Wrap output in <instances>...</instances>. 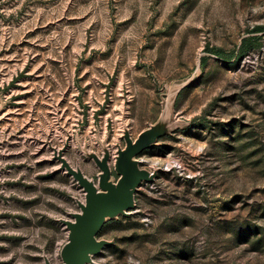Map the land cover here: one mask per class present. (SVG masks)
Wrapping results in <instances>:
<instances>
[{"label": "rangeland", "instance_id": "1", "mask_svg": "<svg viewBox=\"0 0 264 264\" xmlns=\"http://www.w3.org/2000/svg\"><path fill=\"white\" fill-rule=\"evenodd\" d=\"M130 145L86 264H264V0H0V264H64V162L116 182Z\"/></svg>", "mask_w": 264, "mask_h": 264}, {"label": "water", "instance_id": "2", "mask_svg": "<svg viewBox=\"0 0 264 264\" xmlns=\"http://www.w3.org/2000/svg\"><path fill=\"white\" fill-rule=\"evenodd\" d=\"M136 149V146L130 145L119 152L115 168L120 176L116 182L109 180V168L103 164L98 186L64 162L85 189V203L81 205V212L75 213L73 220L66 221L68 240L61 249L64 264H86L90 254L99 252L105 244L104 240L96 238V234L106 216L133 205L137 186L149 175L147 170L139 167L137 161L132 160Z\"/></svg>", "mask_w": 264, "mask_h": 264}, {"label": "trees", "instance_id": "3", "mask_svg": "<svg viewBox=\"0 0 264 264\" xmlns=\"http://www.w3.org/2000/svg\"><path fill=\"white\" fill-rule=\"evenodd\" d=\"M244 47H245V40L243 41V45L241 46V50H240V54L241 55L244 51Z\"/></svg>", "mask_w": 264, "mask_h": 264}, {"label": "bare ground", "instance_id": "4", "mask_svg": "<svg viewBox=\"0 0 264 264\" xmlns=\"http://www.w3.org/2000/svg\"><path fill=\"white\" fill-rule=\"evenodd\" d=\"M91 255V254H90Z\"/></svg>", "mask_w": 264, "mask_h": 264}]
</instances>
